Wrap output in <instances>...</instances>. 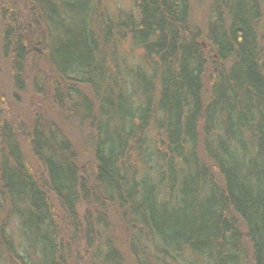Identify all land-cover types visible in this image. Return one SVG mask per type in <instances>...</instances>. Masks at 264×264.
<instances>
[{
	"label": "trees",
	"instance_id": "16d2710c",
	"mask_svg": "<svg viewBox=\"0 0 264 264\" xmlns=\"http://www.w3.org/2000/svg\"><path fill=\"white\" fill-rule=\"evenodd\" d=\"M130 2H1L12 80L55 112L0 96V264H124L121 237L135 264H264L261 0H208L204 33L191 0Z\"/></svg>",
	"mask_w": 264,
	"mask_h": 264
},
{
	"label": "rangeland",
	"instance_id": "374dc122",
	"mask_svg": "<svg viewBox=\"0 0 264 264\" xmlns=\"http://www.w3.org/2000/svg\"><path fill=\"white\" fill-rule=\"evenodd\" d=\"M5 1V0H4ZM2 0H0L1 4ZM104 5L109 9L110 13H115L118 10H129L131 7L130 0H103ZM191 14L190 23L192 29H199L202 33L205 32L207 23V5L208 0H191ZM5 4V3H4ZM15 4L18 7V11L25 15V3L24 0H15ZM261 18L258 23L259 33L262 42L264 43V0H261ZM1 9H4V5H0ZM35 51L31 53L28 64L35 65L36 57ZM38 57V56H37ZM33 69L28 67L26 69L24 82L19 89L12 80V76L9 70L8 61L4 59L1 54V25H0V96H4L7 104V112L13 122L18 124H24L29 127L33 116L36 112L44 113L47 115L54 114L55 107L52 102V98L48 94H39L35 92V89L31 85L29 75L33 74ZM82 126L77 124L67 125V135L73 144V150L76 156L79 167L82 170L86 168L90 163L92 164L91 149L86 145L84 133L86 130H82ZM21 146L27 157L38 168L33 156L31 155L28 147V143L25 139H21ZM84 206L82 203L78 205V213L83 212ZM120 236V235H119ZM118 247L123 256L124 264H135L132 255L126 248L125 242L122 237L118 238Z\"/></svg>",
	"mask_w": 264,
	"mask_h": 264
}]
</instances>
